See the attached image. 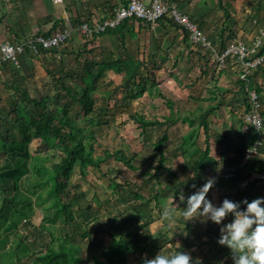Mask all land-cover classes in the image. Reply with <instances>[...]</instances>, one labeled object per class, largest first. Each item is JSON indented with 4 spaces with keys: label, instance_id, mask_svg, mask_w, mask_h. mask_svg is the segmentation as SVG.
<instances>
[{
    "label": "crops",
    "instance_id": "0c3cea01",
    "mask_svg": "<svg viewBox=\"0 0 264 264\" xmlns=\"http://www.w3.org/2000/svg\"><path fill=\"white\" fill-rule=\"evenodd\" d=\"M167 1L176 4L198 26L213 46L212 50L193 46L187 32L166 17L152 24L126 19L113 30L84 38L79 29L83 21L101 20L125 0H61L57 3L53 0H0V43L50 33L67 23L74 28L67 43L55 48V53L36 57L24 53L18 66L7 64L0 69V105L8 106L19 97L18 92L5 87L12 82L20 84L31 95L36 90L45 93L52 82L45 68L58 77L55 68L61 60L65 74H101L96 84L97 104L102 105L105 120L123 121V152L135 153L131 162L139 176L144 167H149L148 173L154 171L160 158L154 154L153 144L166 133L167 140L162 147L164 165L176 177L166 174L167 182H163L162 187L163 191L168 186L176 188L167 190L162 197L167 194L169 200L187 196L208 179L215 181L208 193L214 203L221 202L225 196L235 200L246 195L251 199L264 196V185L260 181H249L244 186L241 181L230 185L223 178L228 168H235L241 151L251 145L254 133L243 122L248 108L247 87L240 81L243 67L232 58L227 59L224 66L216 60L217 53L233 39L251 45L264 27V0ZM116 60L138 64L137 68L135 66L138 74L133 81L125 78V73L131 71L129 66L126 69L114 65ZM258 67L261 74L257 82L264 110V63ZM113 89L119 93H112ZM136 91L138 94L133 97ZM106 105L108 107L104 108ZM135 114L163 123L146 127L142 132L131 117ZM110 129H105L103 136L106 137ZM192 130L196 132L195 147H191V143L183 146L186 142L183 138L187 139ZM262 137L263 148L254 157L261 160L264 159V131ZM204 151L209 159L198 167V172H193V166L198 165ZM197 180L201 181H198L199 186ZM181 190L183 193L179 192ZM242 190L246 192L235 193ZM179 201L178 198L176 204L184 207L186 201Z\"/></svg>",
    "mask_w": 264,
    "mask_h": 264
},
{
    "label": "trees",
    "instance_id": "16d2710c",
    "mask_svg": "<svg viewBox=\"0 0 264 264\" xmlns=\"http://www.w3.org/2000/svg\"><path fill=\"white\" fill-rule=\"evenodd\" d=\"M110 16L111 11L107 17ZM60 28L62 27L55 30ZM53 31L40 34L48 36ZM94 35L84 38L89 39ZM56 49L41 48L37 55L28 54L36 57L55 53ZM259 53H264L263 47ZM115 64L122 65L126 69L129 66L131 71L125 73L128 82L133 81L138 74L135 69L138 64L133 61L116 60ZM56 65L55 72L58 77L52 70L45 68L49 77L52 78V82L50 83L51 87L49 86L43 94L36 90L34 95H31L27 89H22L16 82L5 86L7 90L18 92L19 97L10 101L9 111L0 108V124L3 117H6L14 126L13 135H10L8 130L5 131V134H0V156L2 157L0 162V193L2 194L0 199V264H20L24 258L31 254H35V256L26 264H84V258L80 254L84 249L82 241L95 232L94 227H100L96 217L103 211L107 212L106 204L111 198L109 195L101 198L95 188L91 189L88 186L89 183H86L84 177L87 174V167L97 170L105 177L108 176L107 178L111 181L108 186L114 192H111L113 193L112 197L118 202H125L128 205L127 210L131 211V217L125 221L124 227L122 224L118 233H108L109 242L92 253L88 264H129V254L135 252L137 256L144 255V249L140 243L146 239L147 234L139 233V227L136 224L134 228L127 231L126 224L135 223L142 218L143 203L146 204L153 200L155 206L160 210L162 183L167 182L169 175L173 176L172 178L176 177L175 174H171L173 173L171 170H166L164 165L165 157L162 147L167 140V135L164 133L153 144L154 154L160 159L155 165L152 179L156 180L157 186L161 187L148 197L141 192L142 182L145 181L137 174L131 162L135 153L125 154L121 148L120 150L113 149L110 146H114V144L108 142L105 136H99L94 132L93 128L99 127L103 122V117L106 116L102 115L103 107L97 104L95 94L97 78L101 74L92 72L76 75L65 74L62 61L58 60ZM260 68L258 67L254 72L252 71L253 73L247 75L248 81L240 80L242 84L247 85L248 89H254L258 94L261 92L259 82H257V78L261 74ZM141 90L138 91L141 92ZM60 91L65 92L69 100L80 107L79 117H72L68 107L58 103ZM138 91L133 94V97L138 94ZM105 107L107 108L108 105ZM262 116L264 123V110H262ZM131 117L134 122H137L142 132L146 127L163 123L145 120L136 114ZM203 127L205 128L204 124ZM195 133L192 130L187 139L183 138L186 141L183 146L191 143V147H195ZM32 143H36L39 146L38 149L43 150L33 151ZM182 149L184 150V148ZM183 150L182 152L185 151ZM241 154L242 151L239 157ZM206 159H209V156L207 151H204L198 165L195 164L192 171L198 172V167L202 164L205 165L204 160ZM122 165L123 171L120 173L123 174V177L119 173ZM162 171L167 172L168 176H162ZM250 171L264 172V159L253 158L245 165L244 169H240L236 165L232 170V177L223 178L229 181L230 185L237 184L247 178ZM75 178L82 179L85 185L82 187L79 184L75 188L78 183ZM9 180L10 183H8ZM198 181H201H196L199 186ZM176 182L179 184V181ZM154 183L153 181L152 185ZM6 186L12 189L9 197L4 195L3 187ZM179 192L183 193L182 190ZM245 192L242 190L235 193L244 194ZM71 194L75 197L85 198L87 202L85 210H92L95 213L92 229L90 226L85 228L83 210L81 206L74 208ZM245 197L251 200L249 195ZM242 199L237 198V200ZM37 211L41 212L38 227L48 233L49 241L44 245L43 251L35 253L24 239L19 224L23 221L31 223ZM228 217L230 220L231 216ZM114 219L115 216L110 215L107 220L112 223ZM190 221L186 220L184 225L193 233L192 226L196 224V220H193L192 223ZM211 223L213 222L211 221ZM219 231L220 227L203 235V237L207 236V240L204 241L206 244H211L213 250L222 248L221 244L218 245L214 241L218 237ZM195 232L200 233L197 230ZM160 234L161 232H157L156 238L160 239ZM144 257L145 259L149 258L150 255L147 254ZM223 264H232V261L226 260Z\"/></svg>",
    "mask_w": 264,
    "mask_h": 264
},
{
    "label": "rangeland",
    "instance_id": "374dc122",
    "mask_svg": "<svg viewBox=\"0 0 264 264\" xmlns=\"http://www.w3.org/2000/svg\"><path fill=\"white\" fill-rule=\"evenodd\" d=\"M144 2L147 4V1L144 0ZM123 92V91H122ZM32 93V92H31ZM112 93H119V91H115L114 89L112 90ZM34 95V93H32ZM59 102L66 107H68V111L70 115L74 118L79 117L80 112V107L72 103L69 98L65 95V92L60 91L59 92ZM0 108L3 109L4 111H9L11 106L7 105H0ZM103 122L99 127H94V132L97 135L103 136L104 130L109 129L105 135L106 139L108 142L111 144H114V146H110L113 149L120 150L123 149V121L120 119H117L115 121H107L105 120V117H103ZM111 120V119H109ZM115 122V124H114ZM117 129L118 132H115L113 129ZM13 129L14 126L8 121L6 117H3V120L0 124V134H5V131L8 130L10 135H13ZM9 135V136H10ZM120 146V147H119ZM32 150L35 152L42 151L43 149H38L39 146L36 143H32L31 145ZM2 160V157L0 156V162ZM123 165L119 170V173L123 171ZM149 167H144L142 171H140V176L143 178L145 182H142V187H141V192L145 196H152V193H154L157 188L161 187L160 185L157 186V181L154 180V184L152 185V174L154 172H150ZM152 171V169H151ZM87 174L84 176L86 183H89V187L91 189L96 190L99 196L101 198H104L105 196H111L110 201L108 204H106L108 210L107 212H102L99 213L98 216L96 217L98 219L97 223L100 227H94L95 232L90 236L87 237V239L82 241L84 245V249L81 251V255L84 258V264H88V259H90L91 255L93 252L97 251L99 247H103L106 243L109 242V232H114L118 233L121 225L124 223L126 220H129L131 215H130V210L128 209V205L125 202H118L116 201L113 197L112 194L114 193L112 191V188L108 186L111 184V181L107 178L108 176H103L101 175L97 170H92L90 167H87ZM162 176H166L167 172H161ZM120 175L123 177V174L120 173ZM163 178V177H161ZM77 180V185L75 188L78 187V185H85L83 183V180L80 178H75ZM165 182V181H164ZM10 183V180L9 182ZM10 185V184H9ZM237 185V184H236ZM81 187V186H80ZM168 191H171L175 189V185L172 186L171 188L168 186L166 187ZM169 188V189H168ZM238 188V187H237ZM4 195L5 196H11L12 189L11 187H3ZM164 190V189H163ZM162 190V191H163ZM167 190L161 192V197L162 194H164ZM152 191V192H151ZM175 191V196H176V190ZM113 192V193H111ZM165 196L162 197L161 199V205H160V210L155 206V202L148 201L146 204H144V207L141 210V215L142 218L138 219L135 223L132 224H126L127 231L131 230L134 228V225L136 224L139 227V233H144L147 234V237L144 241H141V246H143L144 249V255L137 256L135 252L133 254L128 255V263L129 264H143V260L145 259V255H150L149 258L154 256L159 250L161 252H164L166 254H170L172 252H175L177 250H184L188 251L192 254L193 259L197 262V264H223L224 261L230 260L232 261V253L231 250L228 246L222 245V248L219 250H213L211 247V244H206V237L203 235L206 232L213 231L217 229L218 227H221L220 224L217 223H211V221L208 222H203L202 219H196V224L193 225V233L189 231L185 225L184 222L187 220V218L183 217L181 215L183 211V207H179L182 204H179V206L176 204L178 202L179 197H172L168 200V197ZM168 196V195H167ZM2 197V194L0 193V199ZM72 204L74 208L76 206H81L83 210V217L85 220V228H89L88 226L92 225L95 222V213L92 210L86 211V205L87 202L85 201V198L83 197H75L74 195L71 194ZM176 198V200H174ZM180 200V199H179ZM180 203L182 201H179ZM169 209H174L173 214L171 215H165L166 210ZM40 214L41 212L37 211V214L32 218V222H20L19 228L21 232L24 234V239L30 247L33 249V252L37 253L40 251H43L44 245L48 243L49 238H48V233L41 230L38 227L39 221H40ZM115 216V219L112 223L108 222V216ZM94 218V220H93ZM79 219V218H78ZM80 220V219H79ZM82 220V219H81ZM229 220V217L225 218V222ZM193 220L190 222L192 223ZM96 224V223H95ZM196 227V228H195ZM91 228V229H92ZM168 228V229H167ZM200 232L197 234L195 232ZM157 232H161L160 234V239L156 238ZM163 232V233H162ZM220 233V231H219ZM218 233V236L220 235ZM202 238V239H201ZM205 240V241H204ZM215 243L219 245L217 242V238L214 240ZM215 247V246H214ZM223 252V254H222ZM147 253V254H146ZM35 254H31L28 257L24 258L20 264H26L30 260L34 258ZM229 262V261H228Z\"/></svg>",
    "mask_w": 264,
    "mask_h": 264
},
{
    "label": "built area",
    "instance_id": "2783aa9c",
    "mask_svg": "<svg viewBox=\"0 0 264 264\" xmlns=\"http://www.w3.org/2000/svg\"><path fill=\"white\" fill-rule=\"evenodd\" d=\"M55 3L61 0H53ZM168 18L173 23L183 28L189 37L193 46H199L203 49H213L210 41L198 28V26L184 13H182L176 4L167 0H150L149 3L143 0H125L124 4L115 6L111 10V16L101 20L83 21L79 25L80 32L84 37L92 34H101L107 30H113L126 19H139L147 23H154L162 18ZM73 26L67 23L60 29L53 31L50 35L43 34L32 35L21 41L5 40L0 43V69L6 64L18 66L19 58L24 53L39 54L42 49H55L63 46L70 39ZM264 42V27L254 37L251 45L237 39L229 41L225 47L217 53L216 60L220 66H224L227 59L232 58L241 64L243 72L240 79L248 81L247 75L251 70L264 63V55L259 53ZM12 77L10 76V79ZM247 87V85H246ZM248 108L243 114V122L247 127L252 128L255 139L249 147H246L238 158L237 165L244 169L251 158L258 156L263 147L264 123L262 116V101L260 95L254 89H248ZM233 168L227 169L223 177L228 179L232 177ZM260 181L264 185V172L250 171L247 178L242 180V185L249 181Z\"/></svg>",
    "mask_w": 264,
    "mask_h": 264
},
{
    "label": "clouds",
    "instance_id": "9594fccd",
    "mask_svg": "<svg viewBox=\"0 0 264 264\" xmlns=\"http://www.w3.org/2000/svg\"><path fill=\"white\" fill-rule=\"evenodd\" d=\"M208 179L203 185L187 196H179L186 201L181 215L189 220L202 219L220 224L217 242L226 245L232 253V264H264V196L251 200L247 197L235 200L225 196L214 203L208 193L214 184ZM195 188L196 186L193 185ZM174 209L166 210L165 215L173 214ZM231 216L225 222V218ZM143 264H197L188 251L177 250L170 254L160 250Z\"/></svg>",
    "mask_w": 264,
    "mask_h": 264
}]
</instances>
